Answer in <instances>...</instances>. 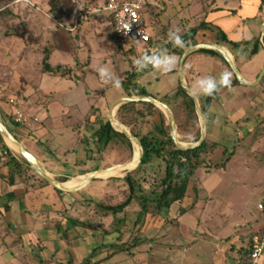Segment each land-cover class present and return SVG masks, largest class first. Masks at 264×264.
Returning <instances> with one entry per match:
<instances>
[{
    "label": "rangeland",
    "instance_id": "1",
    "mask_svg": "<svg viewBox=\"0 0 264 264\" xmlns=\"http://www.w3.org/2000/svg\"><path fill=\"white\" fill-rule=\"evenodd\" d=\"M57 1L63 4L64 12L68 14L67 17L69 16L68 21L64 22V24L71 25L76 17L79 5L99 6L105 0ZM49 2L50 0H0V104L4 106H7V104L9 105L11 98L17 99L18 101L20 97L17 92H13V89H5V85H7L8 82H12V80L8 79L12 74L7 71L11 68L12 63H8L4 57L6 50L4 48H9V46H6L7 43L5 42V47H3L4 41L11 37L9 33L15 28V30H18L17 33L25 34V36H23L24 40L30 37L29 39L34 41L33 48H36L38 66H40L42 62L41 60L44 53L45 55L49 53L47 42L55 38L58 43H62L63 46H65L69 39L66 35L61 33L63 28L58 24L60 21L55 16L54 12L51 11ZM7 11H10V13L4 15ZM93 20H97L99 23L106 26L105 29L98 31L97 27H92L93 23L91 24L90 22H93ZM110 24L109 17L100 14L93 15L89 21L82 24V29L90 34L92 32H99L98 37L92 39L90 44L91 47H84L83 50L81 48L82 51L78 54L79 56L83 55L81 60L89 54L93 57L90 64L91 69L94 70L96 74L90 73L84 82H72L71 85L73 89L71 90L63 89V87L59 85H54L50 89L52 96H54V99H57L58 103L48 104L45 105V107H51L52 112L56 114L62 113L63 108L60 107L59 100L64 96L66 91L69 95H77L79 101L84 99L78 107L74 109H65L64 111H66L65 113L67 115L62 120L57 122L55 120L52 124L47 121L46 126L54 124L53 126L57 127L55 128L57 130L58 128L66 130V126L62 125L61 127V121L65 125H67V123L72 125V128L64 131L63 135H60L59 132H55V129L54 131L49 129V133H46V138V134L39 136L37 133L34 134L33 132L29 135L31 139V141H29L25 138L23 133L17 131V127L13 123L15 120L12 108L10 107L11 111L9 112V110L6 111V109L1 107L3 105L0 106V112L7 115L6 118L4 117V120L13 130L14 134L22 140L26 148L37 156L48 169L57 170L64 174L63 177H67L64 178V182L76 180L78 183H81L84 181V178L81 177L85 176L87 178L89 174L96 169H104L114 165L130 163L134 159L135 153L140 152L138 144L132 142L133 150H131L119 134L115 135L114 139H112L108 145L102 146L97 143L98 137L93 136L99 125L94 120L92 121L90 117H92V114H98L94 111L93 113H89L86 117L93 104H96L97 109L101 108L100 112L104 120H107L110 118V103L118 96L135 93L138 85L140 87H145L149 96H155L157 99L169 104L174 112L176 111L180 115L181 123L186 119V110H184L186 108L184 105L185 95L180 88L178 87L175 93L166 97V94L172 92L173 88L178 85L179 81L177 75L170 69L165 72L156 68H150L152 67L151 65L142 71L137 70L133 62L141 55L146 54L145 49L147 46L145 48L143 47L144 49L138 47L133 51L130 50L133 48V44H135V46H141L142 43L126 42L124 45L123 43L121 44L119 40L112 39L111 36L113 35L114 27ZM29 33L33 35L30 36ZM71 40L70 42L73 41ZM72 43L74 44V42ZM254 48L255 47H252V49H250L251 51H249L250 54L248 52V57H243V59L239 61L240 68L245 76L253 78L256 75V78L251 80V82L257 79L259 75L258 71L263 63L261 54L257 55ZM75 59L77 58L73 53L64 50H56L50 62L53 64L69 63L73 62ZM208 64L211 65L210 63ZM98 67L108 68L114 76L119 79L121 82L120 85L116 87L112 83H104L97 71ZM206 74H208V71L205 75ZM222 77H224L223 74L213 77L218 85L215 92H219L220 97L217 96L218 93L215 92L210 97L213 102L212 110L215 111L216 117L220 116L218 119H220V122H222L224 126L220 127L217 123H212L210 126L208 125L206 139L209 138L220 144L219 148H212L211 155H209V162L211 166L215 163H220L228 154L227 152L225 153L226 148L230 151L235 150L236 154L225 169L213 167L210 170H206L205 168L199 170L191 183V194L188 195V198H191V201H193L191 203H193V205H198L199 203V207L202 211L198 216L201 218L204 226L216 234L233 235V230L242 224V228L245 230L239 239H245L246 246L249 236L251 237L254 235L256 230L261 228L264 224V209L259 208L260 203L264 204V154L257 156L253 155L251 152L252 143L247 141V145H244L242 141L256 131V128L264 122V91L256 95L253 94L252 97H250L248 92L260 84L253 87L238 84L232 89L220 83ZM23 82H25L24 79ZM261 86L264 88V85ZM86 91H89L90 95H88ZM203 95L204 94H202L200 98L204 99L208 97V95ZM89 96H91V98ZM35 97L44 98V95L42 92H38L35 93ZM88 98H90V101H87ZM199 103L200 105L202 104L201 101H199ZM151 109L145 104H139V113L141 117L139 121L135 122L134 128L142 135L149 134L153 136L156 133L155 124L158 121V117L156 114H154V116L148 115ZM25 112L30 114V116L32 115L28 110H25ZM165 114L171 127L170 119L167 113ZM33 116L35 117V115ZM114 117L118 120L117 111ZM8 118L11 119L9 122L6 120ZM194 121H196V119L193 120L192 124L188 127L185 126L186 128L183 127L182 130H178V139L180 142L194 144L200 140L203 120L199 116L197 125L194 124ZM36 122L44 125V122H41L40 119ZM126 128L129 131L131 129L127 126ZM85 140L90 141L88 143V141L85 142ZM35 141H37V143H34ZM75 148L77 152L74 154L69 155L65 153L68 149L67 152H74ZM46 149L50 150V152H46ZM13 150L16 154L20 155L15 149ZM55 153L58 154L59 157H63L64 160H59ZM66 155L68 156L66 157ZM66 160L69 161V164L64 163ZM153 164L154 167L149 169V172L146 174H143L140 171L141 168H138L137 165L130 169L121 170L119 173L112 174L108 177H98L86 188L72 193L66 192L65 195L61 196L53 189L50 191L51 195L47 191H44V188L46 189L49 187L40 179L42 176L39 174L35 175L36 171L34 169L29 170L27 174L31 178V184L36 188V193L30 195L28 198V208L31 212H35V215L39 214L43 220H45L48 218L46 212L54 210L52 212L53 218H64L65 216L66 220H68L66 221L63 219L66 221L64 223L66 226L73 225L70 221L71 218L80 216L79 218L91 222L92 225L97 228V230L88 229H90V232L93 234L96 233L98 235V238L94 236V241H89L90 239L87 238L84 239L82 236L76 239V235H79V233H75L76 229H70V233L64 231L65 233L68 232V235L74 238L72 240L73 242L70 241L69 243L67 240L62 241L59 238L60 233L57 230L42 232V238L54 237L56 241H49L45 244L43 253L37 256L38 260H47L56 257V261L63 262L61 264H83L88 260L87 255L94 254V248L105 244L104 249H106L107 255H105V258L102 260V264H137L136 260H140L142 257L140 253L141 250L148 248L150 245H155L158 240L166 238L162 241L166 244L167 242H171V238L174 239L178 237L180 234L177 230L179 224L175 223V220L173 222V220L170 219L171 223L168 224L169 226H165V233L160 238L159 235L158 237L156 236V226L159 225L157 222L158 218H155L153 221H150V219L148 225L145 221L137 223L138 212L141 210V206L137 201H133L131 207L127 206L125 212H120L117 215L112 214V211L109 209L111 206H119L128 198L130 194V185L127 181V177L129 176L139 180L138 182L140 183L136 185V190L139 195L154 198L151 194V184L153 181L152 179L151 182L145 181L144 178L148 179L151 175H157V178H160L165 171L166 162L162 159H155ZM155 170H157V173L154 172ZM79 175L82 176L80 177ZM53 177L56 179L58 178L56 176ZM203 186L208 194H205L206 200H203L205 196L202 198L199 194ZM141 188L144 189L141 191ZM45 199L47 200L46 202L43 201ZM65 199H67V201L71 200V203H69L71 205L74 200L80 203L77 204L75 202V204H77V206L75 205L76 209L74 206L71 208L69 207L66 213L64 211L66 208L64 203ZM88 202L90 204H88ZM83 203L84 206L82 205V207H80V204ZM205 205H207L206 208L202 209ZM18 207L19 205L16 204V210H18ZM57 210L58 212H56ZM4 215L5 213L2 214L0 211V234L9 233L7 239H9L11 245L16 243L21 247L26 231L11 228V223L9 222V220H12L11 216H9L7 220ZM121 218H125L124 225L119 223ZM247 221L251 223L246 224ZM12 224L14 226V223ZM141 225H144L143 233H138V228ZM117 229L121 230L116 231ZM109 231H113L112 234H107ZM87 235L88 234L85 236ZM137 235H140L142 243L133 246L130 250H119L118 247L113 248L112 244L115 242L119 245L125 243L124 247L128 244L131 246L133 239ZM23 242L25 245H30L29 240L26 242L24 240ZM91 243H98V246ZM234 243L235 240L230 241L226 249L230 250V252L233 251L234 249L232 247ZM195 244L194 242L189 243L188 240L182 237L179 246H181V248H183V246L190 248L187 253V258L186 260L184 259L185 262L182 264H212V256L215 248H213L212 245H207V247H205L203 243L199 246ZM28 249L32 248L29 247ZM24 250L20 251V255L23 256ZM198 250H202L200 258H197L196 255ZM1 251L4 253V256H0V264H12V257H10L8 253H5V247H0V252ZM179 252L182 256V251ZM110 253L111 257L109 258L108 254ZM226 257L227 255H221V258L218 261L216 260V264H226ZM243 259H245V256ZM22 264H41V262L30 261ZM229 264H235L233 258H231Z\"/></svg>",
    "mask_w": 264,
    "mask_h": 264
},
{
    "label": "crops",
    "instance_id": "2",
    "mask_svg": "<svg viewBox=\"0 0 264 264\" xmlns=\"http://www.w3.org/2000/svg\"><path fill=\"white\" fill-rule=\"evenodd\" d=\"M261 5H262V0H148L146 6L147 8L145 11V23L148 30L153 36V43L145 49V53L151 55L153 53H159L161 51H165L169 56L173 57L175 63L171 66L170 70L175 75H177L179 81L178 85L175 86V88H173L172 92L166 94V96L167 95L171 96L173 93H175L177 88L181 84V76L179 73L181 58L179 56V50H184L185 52V50L189 48L187 45L188 43H190L191 46L198 44L221 45L228 52V54L234 60V62L237 64L240 70L241 68L239 65V61L243 59V57L244 58L246 56L248 57L250 54L249 51H251L250 49H252V47H255L254 49L257 52L256 54L257 55L261 54L263 58L262 59L263 63L261 64V67L258 71L260 74L261 70L264 68V29H263L264 6H263V10L261 11ZM90 23L91 24L93 23L92 27H97L98 31H100L101 29H105L106 27L103 24L99 23L97 20L95 21L93 20V22ZM82 24L75 32H71L68 29V27H62L64 28V30L61 33L63 35H66L70 40L72 39L73 41L72 40L71 41L74 42V44L70 42L69 39L66 42L65 46H63L62 43H58L55 38L53 40H50V42H47L49 47L48 48L49 62L56 50H64L66 52L73 53V55L77 58L73 62H69V63L53 64L50 62L53 66L62 65L66 68L72 69V73L66 77L44 72L43 62L46 57L45 53L41 60L42 62L40 66H38L36 48H33L34 41H31L29 39L30 37L24 40L23 36H25V34L17 33L18 30H15V28L9 33L11 37L4 41L3 47H5V42L8 44V45L6 44V46H9V48L6 47L4 48L6 49L4 56L5 60L8 63L9 62L12 63L11 68L7 70L9 71L10 74H12L11 76L12 79L11 77H8V79L12 80V82H8L7 85H5L6 87L5 89L8 90L13 89V92H17L18 95L20 96L18 102L22 104L24 110H28L30 113H32L29 123L24 124V127L17 128V131L23 133L25 138L29 141H31L29 135L33 132L34 134L37 133L39 136H43L46 133H49V129L50 130L52 129L54 131V129L57 127L53 126L54 124L46 126L47 121H49L52 124L54 123L55 120L56 122L62 120L67 115L65 113L66 111H64L65 109L67 108L74 109L78 107L80 103L83 102L84 100L81 99L79 101V99H77L78 98L77 95H69L68 92L66 91L64 93V96L59 100L60 107L63 108L62 113L56 114L52 112L51 107L50 108L45 107V105L48 104L50 105L52 103H58L57 99H54V96H52L50 89L54 85H59L62 86L63 89L71 90L73 89V86L71 85L72 82L75 83L81 81L84 82V80H86V78L90 73L96 74V72L91 69V64H90L93 60V57H91V55L89 54L81 60L83 55L79 56L78 54L80 53V51L83 50L84 47H91L90 44L92 39L98 37L99 32H92L90 34L86 32V30L82 29ZM203 24L205 25L202 26ZM192 29H196L197 31L192 37L188 38V35L186 34L188 33L189 30ZM222 31L227 33L230 40L237 42L240 45L238 47H233L231 45L224 44L222 42L224 38ZM171 32H176L181 36L182 40L184 41L183 47L175 46L174 43L169 40V33ZM29 35L32 36L33 34L29 33ZM111 38L117 39L115 37L114 32ZM15 39H19V40H15ZM246 41L249 43L245 44ZM143 47L144 46H139V48H143ZM203 50H212V49L203 48L192 52L187 57L184 65V79L187 82V84L192 88V90L195 88L199 80L207 77H215L216 75H222V74L223 76L227 75V77L230 80V83L226 85L227 88H232V89L235 88V85L238 84L234 83V74H233L234 72L232 68H230L220 56L212 55ZM208 63H210L211 65H209ZM150 68H154V67L152 66ZM207 71L208 74L206 75L208 76L205 75ZM242 74L250 82L251 80H254L256 78L255 77L256 75L253 78H248L247 76L244 75L243 72ZM23 79L25 80L26 83L23 82ZM239 84L241 83L239 82ZM263 91H264L263 86L258 85L255 86V88H252V90L248 92V95L252 97L253 94L256 95L259 93H263ZM38 92L40 93L42 92L44 98L35 97V93ZM194 92L196 93L199 101H201L202 98H200V96H202V93L198 91H194ZM86 93L90 95L89 91H86ZM215 93H218L217 96H219V92H215ZM89 97L91 98V96ZM122 97H129V96L126 94L115 98L112 101V103H110L109 116L112 105L119 98ZM90 98H88L87 101H90ZM1 105L3 104H0V106ZM1 107L6 109V111L8 110L9 112L11 111L10 110L11 108L8 104L7 106L3 105ZM118 108L115 110L114 116L116 115V111L118 110ZM212 109L213 108L211 106L210 113L206 115L208 119V125L210 126L212 123L214 124L217 123L220 125V127L224 126L222 122H220V119H218V117L220 116L216 117V113ZM94 111H96L98 115L92 114V117H90L92 121L93 120L95 121L98 118V116L101 115L100 112L101 108L97 109L96 104H93L89 112L87 113L86 117L88 116L89 113H93ZM33 115H35V117ZM4 117L6 118L7 115L0 112V118L9 127V125L4 120ZM38 117L41 120V122H44V125L42 123L36 122L39 120ZM6 120L9 122L11 119L8 118ZM60 123H61V127L62 125L66 126L65 128L66 130L72 128V125L68 123L67 125L63 124L62 121ZM66 130L63 129L61 130L58 128V130L55 129V132H59L60 135H63L64 131ZM46 137L47 134L45 138ZM247 141L252 143L251 152L253 153V155L257 156L264 154V122L261 123L260 126H258V128H256V131H254L245 140H243L242 143L244 145H247ZM34 143H37V141H35ZM68 150H66L65 153L69 155L77 152L76 148L74 152L72 151L71 153L67 152ZM47 151L50 152V150L46 149V152ZM56 156L59 160L60 159L64 160V158L59 157L58 154H56ZM67 156L68 155H66V157ZM64 163L69 164V161L66 160ZM42 165L44 166V168L48 173L58 177L57 179L60 180L61 182H64L65 181L64 178H67V177H63L64 174L60 173L57 170L48 169L44 165V163H42ZM77 174H85V173H77ZM79 176L81 177L82 175ZM48 187L49 188L46 189L44 188V191H47L48 193H50L51 189L56 191L55 187L52 184L48 185ZM201 188L202 191L200 190L199 193L200 197L203 198L205 196L203 200H206L207 199L205 195L207 194L206 189L204 188V186ZM35 189L36 188L34 186V189H32L30 192L26 194L25 186L23 183L18 182L16 185L11 186L5 184L0 180V211L2 212V214L5 213L4 217H6V219L9 216H11L12 220L11 221L9 220V222L11 223L10 224L11 228L13 229L17 228V229H22V231H26V235L22 240L21 247L19 244L16 243L11 245L9 239H7L9 233L0 234V247H5V253H8L10 257H12L11 260L12 264L13 263L22 264L24 262H30V261H34V262L39 261L41 262V264L63 263L56 261L57 260L56 257L47 260H43V259L38 260L37 256L43 253V248L45 244L49 241L52 242L56 241L54 237L42 238L41 237L42 232L57 230L60 233L59 238L62 241L67 240L69 243L70 241L73 242L72 240L74 239L73 236L70 237V235H68V232L70 233V229L73 230L76 229L75 233H79V235H76V239H78L77 237L80 236H82L84 239L85 238L90 239L89 241H94V236L98 238V235L96 233L93 234L92 232H90V229L85 228L83 226H79V225L66 226L64 223L68 220H66L65 216L64 218H53L52 212L54 210L46 212V216L48 218L45 220H43V218L39 214L35 215V212H31V210L28 208V198L30 197V195L36 193ZM9 193L13 194L14 199L10 198L9 195H7ZM190 194L191 193L189 190L188 195ZM43 201L46 202L47 200L45 199ZM74 202L77 201L74 200L72 203ZM191 202H193L191 201V198H187L186 204L193 205V203ZM8 203L12 205L10 211L5 210V206ZM64 203L66 205V208L69 207L71 208L73 206V204L72 205L69 204L71 203V200L67 201V199H65ZM16 204L19 205L18 207L19 211L16 210L15 208ZM131 205H133V202H131L128 205V207H131ZM260 205L261 203L259 204V208ZM206 206L207 205H205V207H202V209H205ZM181 209H182V203L177 202L172 205L169 213V219L173 220V222L175 220V223L179 224V227L177 229L178 232L180 233L179 236L174 239L169 237L171 238V242H167L166 244L162 242L166 238L158 240L155 245L152 246L150 245L148 246V248L141 250L140 253L142 254V257L140 258V260H136L137 264L184 263L190 248H188L187 246H183V248H181V246H179L182 237L188 240L189 243H193V242L194 244L196 243L195 245L197 246H199L202 243L205 245V247H207V245L209 246L212 245V247L215 248L214 254L212 256V264H216V260L218 261L221 258V255H227L225 260L226 264L230 263L231 258H233V262H235V264L245 263L246 260L243 259L245 255L242 250L245 246V241H244L245 239L243 238L241 240L239 239L242 236V233H244L243 231L245 230L242 228V224L233 230L232 232L233 235H220V234H216L213 231H210V229L205 227L204 224L202 223L201 218L198 216V214L201 213L202 211L199 207V203L198 205L196 204L188 212L182 213ZM56 212H58V210ZM65 212L67 213V211ZM139 213L140 212H138L137 221L139 218ZM63 219L66 221H64ZM12 223H14V226ZM250 223L251 222L248 221L246 222V224H250ZM58 224H61L60 225L62 227L61 231L58 229L60 227ZM165 229L166 228L164 226L162 227V225H157L156 236L158 237L159 235V238L162 237L165 233ZM64 231H68V232L65 233ZM86 234L88 235L85 236ZM250 239L251 237L249 236L246 245H248ZM24 240L25 242L29 240L30 245L29 246L25 245L23 242ZM201 240H203L204 242ZM232 240H235L234 246L232 247L234 250L230 252V250L226 248H228L227 247L229 246L228 243ZM91 244L98 246V243H91ZM102 246L105 247V244H103ZM29 247H31L32 249H28ZM98 247H101V245H99ZM98 247L93 249V253H94L93 255H87L88 257H91V261L94 264H102L101 263L102 260L105 258V255H107V252L105 251L106 249H104V247L99 251H96ZM23 250L25 252L23 253L22 256L20 255L21 254L20 251ZM179 251H182V256L180 255ZM108 255L110 258L111 253ZM196 255L197 258H200V255H202V250H198ZM0 256H4V253L2 251L0 252Z\"/></svg>",
    "mask_w": 264,
    "mask_h": 264
},
{
    "label": "trees",
    "instance_id": "3",
    "mask_svg": "<svg viewBox=\"0 0 264 264\" xmlns=\"http://www.w3.org/2000/svg\"><path fill=\"white\" fill-rule=\"evenodd\" d=\"M49 3L51 6V11L54 12L55 16L58 18L60 22L64 23L68 21L69 16L67 17L68 14L64 12L62 3H59L57 0H50ZM263 6H264V0H262L261 11L263 10ZM9 13L10 11H7L4 13V15ZM204 25L205 24H203L202 26ZM196 31H197L196 29L189 30L186 35H188V38H190L196 33ZM222 34L224 37L222 42L224 44L231 45L233 47H238L240 45L239 43L230 40L227 33H225L224 31H222ZM118 40L121 44L126 43L120 39ZM152 43H153V36L146 46L148 47ZM247 43L249 42L246 41L245 44ZM187 45L188 47L191 46L190 43H188ZM132 47L133 48H131L130 50L133 51L139 46H135V44H133ZM203 51H206L212 55L220 56L225 61V63L230 67L228 62L218 51L216 50H203ZM183 52L184 50H179L180 58ZM43 71L46 73L60 75L64 77L69 76L72 73V69L66 68L62 65L53 66L49 62V55H46L44 59ZM234 83L239 84V81L237 80L235 74H234ZM260 85H264V78L260 82ZM179 88L185 95L184 105L186 108L184 110H186L185 111L186 119L184 122L181 123L180 115L176 111H175V117L177 120L178 130H182L183 127L185 126L188 127L189 125H191L192 121L195 119L196 121H194V124L197 125L199 114L196 110L195 102L193 98L188 94V92L182 87L181 84L179 85ZM128 96L146 97L149 96V94L146 92L145 87H140L137 85V89L135 93H130ZM166 97H169V95H167ZM201 103L204 113L208 115V113H210V109L213 103L211 97L208 96L202 99ZM139 104H145L147 105L148 108L150 109L152 108L151 110H149L150 112H148V115L154 116V114H156L158 117V121L155 124L156 133L153 136L149 134L142 135L138 130L134 128L135 122L139 121L141 117L139 113ZM117 116L120 123L127 126L128 128H131L130 129L131 133L134 134L136 137H138L143 144L144 157L141 163L138 165V168H141L140 171L143 174L148 173L149 169L154 167L153 162L155 159H162L163 161L166 162L165 171L160 178H157V175L156 176L151 175L149 176L148 179L144 178L145 181H150V182L152 179L153 183L151 184L152 185L151 194L154 196V198H151L149 196L139 195L136 190L137 183H140L138 182L139 180L134 179L132 176H129L127 177V181L130 185V194L128 198L124 202H122L119 206L109 207V209L112 211V214L117 215L120 212H125V209L131 202L137 201L141 206V211L139 213V218L137 223L141 221H145V223H147L148 225L150 221H153L155 218L156 219L158 218L157 222L159 225H162V227L167 226L169 223H171L169 219V213L171 207L173 204L177 202L182 203V209H181L182 213L190 211L196 204L194 205L186 204V200L188 198V193L190 190L191 183L194 180V177L197 175L198 171L201 170L202 168H205L206 170H210L213 167L225 169L228 163L234 158L236 154L235 150L230 151L228 148H226L225 153L226 152L228 153L227 156L224 159H222L220 163H215L213 166H211V163L209 162V158H210L209 155H211L212 148L216 149L220 147L219 142L217 141L215 142L207 138L199 147L193 149H187V150L180 149L176 145L172 137V130L169 125V121L166 114L162 109L157 107L154 103L125 102L119 106L117 110ZM95 122H97V124L99 125L96 131L94 132V136H93V137L95 136L98 137L97 143L101 144L102 146L108 145V143L111 142L112 139H114V136L119 134L122 137L123 141L127 144V146L131 150H133L132 141L124 133H122L117 126L112 124L109 119L104 120L101 114L100 116H98ZM13 123L17 128L24 127L23 123H18L15 121ZM11 131L13 132V130ZM90 140H85V142L88 141L89 143ZM29 170H33V168L21 155L16 154V152H14V150L7 145L5 139L3 138L0 132V180L5 184L11 186L16 185L18 182L23 183L25 186V193L27 194L32 189H34V186L31 184L30 181L31 178L27 174ZM154 172L157 173V170H155ZM35 175H38V173L35 172ZM40 179L45 184L51 185L44 178L40 177ZM55 189L60 196L66 194L65 191L59 190L57 188ZM143 189L141 188V191ZM7 195H9L10 198L14 199L12 193H9ZM76 203L79 204L80 202H76ZM77 204H75V202L73 203L74 208H76L75 205L77 206ZM88 204L90 203L88 202ZM82 205L84 206V203L80 204V207H82ZM11 207L12 205L8 203L5 206V210L10 211ZM66 210L68 209L66 208ZM79 217L71 218L70 221L73 223V225H82L86 228L97 230V228L94 225H92L91 222L84 221L82 220V218ZM119 223L124 225L125 218H121L119 220ZM58 225L60 226L61 224ZM143 228L144 225L143 226L141 225L138 228V233H143ZM58 229L61 231L62 227L60 226ZM120 230L121 229L119 230L117 229L116 231H120ZM112 232L113 231H109L107 232V234H112ZM252 237L253 235L251 236L248 245H246L242 249L246 260L245 263L243 264H246L248 256L250 254V243L252 241ZM141 240L142 239H140V235H137L133 239V243L131 246L128 244L127 246L124 247L125 243L119 245L116 242L113 243L112 245L113 248L118 247L119 250L120 249L130 250L133 246H137L139 243H142ZM103 247L104 246L98 247L96 251H99ZM84 264H94V263L91 261V257H88V260Z\"/></svg>",
    "mask_w": 264,
    "mask_h": 264
},
{
    "label": "water",
    "instance_id": "4",
    "mask_svg": "<svg viewBox=\"0 0 264 264\" xmlns=\"http://www.w3.org/2000/svg\"><path fill=\"white\" fill-rule=\"evenodd\" d=\"M263 29H264V24H263ZM203 48H208L212 50H216L219 53H221L230 67L232 68L237 80L241 84L249 85V86H255L260 84L262 79L264 78V68L261 70L260 74L258 75L257 79L253 82L248 81L242 74L241 70L237 66V64L234 62V60L230 57L228 52L219 44H198V45H193L190 46L185 50V52L182 54V57L180 59V66H179V73L181 76V84L182 87L188 92V94L193 98L195 102V107L196 110L199 114V116L203 120V129H202V134L200 137V140L197 143L194 144H185L179 141L178 139V126H177V120L175 117V114L171 107L166 104L165 102L153 97V96H146V97H122L119 98L111 107V112H110V121L112 124L117 126L122 133H124L132 142L138 144L139 146V158L138 159H133L132 162L124 164L126 167H129L130 165L137 166L141 163L143 157H144V148L141 140L136 137L134 134H132L126 126H124L122 123H120L118 120L115 119L114 117V112L115 110L123 103L125 102H150L154 103L158 107H160L165 113H167L169 119H170V124H171V129H172V137L176 143V145L183 150L187 149H193L196 147H199L202 145V143L205 141L206 136H207V130H208V119L206 114L204 113L200 103L199 99L196 95V93L192 90V88L187 84V82L184 79V65L186 62L187 57L194 51L203 49ZM0 132L5 139L6 143L15 149L19 154L30 164V166L40 175L42 176L45 180H47L50 184H52L55 188L65 191V192H76L79 190H82L85 188L88 184H90L94 179L100 177L99 172L109 170V169H115L119 165H114L110 166L106 169H98L93 171L92 173L89 174V176L85 179V181L80 184L79 186L75 188H66L64 186L65 182H61L60 180L56 179L53 177L52 174L48 173L42 163L39 161V159L32 153L30 152L26 146L23 144V142L11 131V129L2 121L0 118ZM13 145V146H11ZM123 165V164H121Z\"/></svg>",
    "mask_w": 264,
    "mask_h": 264
},
{
    "label": "built area",
    "instance_id": "5",
    "mask_svg": "<svg viewBox=\"0 0 264 264\" xmlns=\"http://www.w3.org/2000/svg\"><path fill=\"white\" fill-rule=\"evenodd\" d=\"M147 2L148 0H105L99 6L79 5L71 25L62 22L58 24L74 32L93 15H107L118 39L129 43L140 42L141 46H146L152 39V34L145 23ZM9 102L15 122L29 123L31 116L25 112L22 104L13 98ZM260 208H264V204H261ZM246 264H264V226L257 229L252 237Z\"/></svg>",
    "mask_w": 264,
    "mask_h": 264
},
{
    "label": "clouds",
    "instance_id": "6",
    "mask_svg": "<svg viewBox=\"0 0 264 264\" xmlns=\"http://www.w3.org/2000/svg\"><path fill=\"white\" fill-rule=\"evenodd\" d=\"M169 40L172 41L175 46L183 47L184 45V41L182 40L181 36L176 32L169 33ZM133 63L137 70L140 71L151 65L156 69L166 72L171 68L175 61L173 57L169 56L165 51H161L151 55L143 54ZM97 71L104 83H112L116 87L120 85L121 82L119 79L116 78L108 68L98 67ZM220 83L223 85H228L230 83L227 75L221 78ZM217 88V81L213 77H207L199 80L193 91H198L204 95L211 96L217 90Z\"/></svg>",
    "mask_w": 264,
    "mask_h": 264
},
{
    "label": "bare ground",
    "instance_id": "7",
    "mask_svg": "<svg viewBox=\"0 0 264 264\" xmlns=\"http://www.w3.org/2000/svg\"><path fill=\"white\" fill-rule=\"evenodd\" d=\"M11 146H13V145H11ZM139 154H140V152H136L134 158L138 159L139 158ZM133 167H134L133 165H130L129 167H126L124 164L123 165L120 164L115 169H109V170H105V171L99 172V176L100 177H108V176H110L112 174L119 173L121 170L130 169V168H133ZM104 169H106V168H104ZM81 178H84V181L86 179L85 176L81 177ZM84 181H82L81 183H78L76 180H70V181L65 182L64 186L66 188H75V187L79 186L80 184H82Z\"/></svg>",
    "mask_w": 264,
    "mask_h": 264
}]
</instances>
